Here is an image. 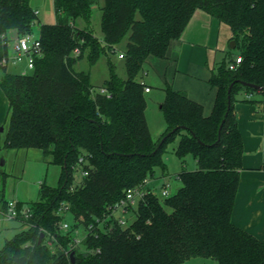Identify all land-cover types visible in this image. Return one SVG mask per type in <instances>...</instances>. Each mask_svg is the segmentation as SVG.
<instances>
[{"label":"trees","instance_id":"16d2710c","mask_svg":"<svg viewBox=\"0 0 264 264\" xmlns=\"http://www.w3.org/2000/svg\"><path fill=\"white\" fill-rule=\"evenodd\" d=\"M98 1L54 0L56 23L48 25L38 22L31 0H0V87L9 101L3 148L39 149L62 169L57 187L43 182L37 201L26 203L33 216L19 221L26 230L0 250V264H72V253L74 264H183L199 257L219 264H264V244L232 222L244 155L233 104L243 94H261L264 105V92L236 83L225 118L233 82L264 89V0H104L103 41L75 25L79 18L90 24ZM199 10L229 26L239 53L219 64L210 78L218 93L208 117L186 93L164 89L166 131L154 141L143 83L148 61L166 58ZM11 31L40 38L42 56L28 74L10 73L2 63ZM126 39V80L111 61L110 78L100 88L90 73L76 71L86 51L93 66L101 55L117 53ZM240 56L239 68L230 71L228 64ZM239 101L255 103L245 97ZM177 138L182 186L166 198L148 191L132 224L122 227L113 209L156 168L166 176L163 156ZM189 155L194 170L187 169ZM64 207L68 215L61 214ZM67 216L73 226L64 231ZM104 220L107 229L99 227ZM80 227L86 233L84 250L75 247Z\"/></svg>","mask_w":264,"mask_h":264},{"label":"crops","instance_id":"0c3cea01","mask_svg":"<svg viewBox=\"0 0 264 264\" xmlns=\"http://www.w3.org/2000/svg\"><path fill=\"white\" fill-rule=\"evenodd\" d=\"M31 7L38 13V22L41 24L56 23L54 0H31ZM14 34L16 37V33ZM231 40L232 32L229 26L203 11H197L181 39L171 44L166 58H150L148 61L147 67L155 72L160 82L159 95L154 96L156 99L154 101L160 105V111L166 98L164 89L169 86L176 91L186 93L191 100L202 105L205 116H210L218 93L217 88L210 84V78L219 64L229 62L238 55L230 47ZM9 53L11 55V51ZM10 66L20 69L16 73L24 68L9 63L8 72H10ZM148 73L147 70L143 83L150 89L145 80ZM152 92L150 89L146 94H152ZM241 97L253 100L255 103L241 102L239 101ZM237 99L238 101L233 104V114L242 136L244 155L232 222L264 244V105L260 103L263 101V96L243 94ZM8 111L9 101L0 87V129L5 126L3 131L0 130V197L11 200L12 198L7 194V178L24 176L28 161H44L49 165L52 158L46 157L39 149L8 150L3 148L8 131L6 122ZM146 118L151 131L147 112ZM159 131L160 137L166 131L164 115ZM165 179L164 177V185L168 184ZM17 222L22 224L16 220L5 221L0 227V250L12 240V234L8 233V230H16L15 236L20 233L18 232L19 227L15 224ZM183 264L219 263L214 259L199 257L189 259Z\"/></svg>","mask_w":264,"mask_h":264},{"label":"rangeland","instance_id":"374dc122","mask_svg":"<svg viewBox=\"0 0 264 264\" xmlns=\"http://www.w3.org/2000/svg\"><path fill=\"white\" fill-rule=\"evenodd\" d=\"M104 5V0H99L96 5L93 7V13L91 16L90 24H87L83 19L79 18L75 21V25L79 29H91L94 36L99 39V41H103V33L101 28V7ZM15 32L11 31L7 34V38L12 40L15 37ZM127 39L124 40L118 47L117 53L115 54H103L95 65H90L88 60V52L86 51L82 58L77 61L75 66L76 71L88 72L91 74L92 84L96 88L103 87L105 82L110 78V67L109 61H111L114 66L117 75L126 80L128 78L127 69L125 60L120 58L121 54H124L126 51ZM235 54L239 53L238 49H234ZM78 55V54H77ZM76 55V56H77ZM10 63H13L12 60ZM11 65V64H10ZM20 69L14 68L13 66L9 67V71L16 73ZM148 70V76H146L145 80L147 85L153 91L152 94H146V99L148 103L147 107V117L150 123L151 132L154 141H158L160 139V124L163 123V113L160 111V105L154 101L156 100L154 96L159 95L160 82L157 79V76L154 71L150 70V68L146 67V72ZM7 122V121H6ZM8 125V122H7ZM6 125V126H7ZM5 126H2L1 129L4 130ZM0 129V130H1ZM2 135L5 133H1ZM178 138L169 142L166 146V152L163 156V160L167 166V172L165 176L166 183L169 184L168 193L169 196H173L177 193L178 187L182 186L180 180L177 178V174L180 173L183 169L180 158L174 153V148L178 144ZM187 161V169L194 170L195 162L194 158L189 155L186 157ZM20 169V168H19ZM62 169L58 165L49 164L47 165L44 161H36L31 160L28 161L24 170V176H12L7 178V194L10 198L15 199L18 202L29 203L37 201L39 195V188L41 186V182H46L48 186L57 187L59 185V180L61 176ZM164 174L160 168H156L154 170V176L149 177L147 182V190L154 192L157 196H161V193L164 189ZM139 201L134 206V209H137ZM115 217H122L121 213L115 212ZM69 222H73V220L68 217ZM135 219V212H131L125 216L126 225L125 227L132 224ZM19 227L18 232H22L26 230V226L23 224L15 223ZM83 231V229H81ZM16 230H8L7 232L12 234V239L15 238ZM19 234V233H18ZM81 249L84 250L83 245L81 244Z\"/></svg>","mask_w":264,"mask_h":264},{"label":"built area","instance_id":"2783aa9c","mask_svg":"<svg viewBox=\"0 0 264 264\" xmlns=\"http://www.w3.org/2000/svg\"><path fill=\"white\" fill-rule=\"evenodd\" d=\"M36 14H38L36 12ZM6 44L9 47V51H11V55L9 53L7 58H4L2 63L3 65H8L10 61L12 60V64L14 65H20L23 66V70L21 71L22 74H28L31 71L34 70L35 67V60L37 57L42 56L41 52V42L39 36L33 32V33H27L25 35H17L12 40H9L7 38ZM121 59H124V55H120ZM242 63V57H237L235 61H232L228 64V69L230 71H237L239 68V65ZM150 89L147 88L146 92H149ZM82 161V160H81ZM84 176H87V173L84 174ZM147 182H145L144 185H140L139 187L128 189L125 192V197L122 199L113 209V214L115 216V212L121 213L122 217L116 218L119 222V224L122 227H125L126 220L125 216L128 215L131 212H134V206L137 203V201H141L145 198L146 193L149 191L147 190ZM169 184L164 185L163 192L161 193V198H166L169 196L168 193ZM61 214L68 215L69 208L64 207L61 209ZM67 213V214H66ZM33 216L32 209L24 204H20V202L11 199L7 200L5 198L0 197V227L3 225L5 221H22V220H28L31 219ZM68 217V216H67ZM108 221H111V219H107ZM106 220L100 222L99 227L107 229V223ZM73 226V223L69 222L68 220L63 221L61 227L62 230L67 231L71 229ZM110 227V226H109ZM108 227V228H109ZM92 226H90V229ZM111 228V227H110ZM109 228V229H110ZM83 229V231L81 230ZM86 236L85 230L83 227H80L76 230V240H75V247H80L84 238Z\"/></svg>","mask_w":264,"mask_h":264},{"label":"water","instance_id":"95a60500","mask_svg":"<svg viewBox=\"0 0 264 264\" xmlns=\"http://www.w3.org/2000/svg\"><path fill=\"white\" fill-rule=\"evenodd\" d=\"M230 47H231L232 49H235V48H236V43H235L234 40H232V41L230 42ZM236 83H241L244 87H248V88L254 89V90H256V91H258V92H260V93L264 92L263 87H262V86H259V85H255V84H251V83H247V82H242V81H235V82H233V83L230 85L229 89H228L227 111H226V114H225V118L228 117V115H229V113H230V111H231V108H232V99H231V97H232V89H233V87H234V85H235ZM224 122H225V120H223V122H222V124H221V126H220V130H219V138H220V135H221V130H222V127H223ZM1 131H3V129H1ZM163 141H164V139L161 141L160 144H162ZM43 238H44V233L41 234L40 239H39V243L42 242ZM70 258H71L72 264H74V263H75V254L72 253L71 256H70Z\"/></svg>","mask_w":264,"mask_h":264}]
</instances>
